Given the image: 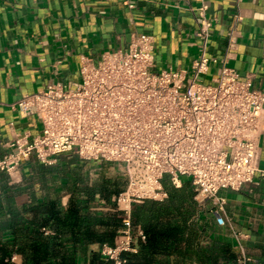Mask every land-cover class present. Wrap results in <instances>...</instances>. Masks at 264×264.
Listing matches in <instances>:
<instances>
[{"label": "built area", "instance_id": "2783aa9c", "mask_svg": "<svg viewBox=\"0 0 264 264\" xmlns=\"http://www.w3.org/2000/svg\"><path fill=\"white\" fill-rule=\"evenodd\" d=\"M190 9L197 17L198 54L189 69L154 71L153 35L133 31L124 47L106 50L96 61L82 55L78 80L49 82L11 104L41 124L37 134H16L5 143L0 171L11 181H19L20 167L31 156L45 165L60 155L88 164H121L125 186L113 200L123 225L114 244L100 248L111 264H125L122 253L137 250L144 234L131 224V206L165 198L164 178L175 187L190 178L198 202L216 205L212 214L219 225L228 220L218 191L239 190L256 173L264 179L256 163L264 92L228 66L225 57L204 80L210 63L217 61L209 54L212 19L206 3ZM227 36L228 47L235 48L234 27ZM232 235L239 264H258L246 252L247 234L232 230Z\"/></svg>", "mask_w": 264, "mask_h": 264}, {"label": "crops", "instance_id": "0c3cea01", "mask_svg": "<svg viewBox=\"0 0 264 264\" xmlns=\"http://www.w3.org/2000/svg\"><path fill=\"white\" fill-rule=\"evenodd\" d=\"M201 2L212 19L209 54L217 59L204 80L225 57L228 66L264 92V0H0V155L14 135L33 136L41 128L36 116L13 109L14 101L49 82L78 80L82 55L96 61L102 52L124 47L133 31L153 35L154 71L189 69L198 54L197 17L190 8ZM232 27L235 48L228 47ZM257 143V167L264 170V103ZM218 195L225 198L228 221L217 228L233 245L232 230L246 233L247 254L254 261L264 258V179L256 173L253 182L239 190L222 188ZM15 200L22 205L28 196ZM201 206L215 221L213 201ZM91 248L99 249L97 244Z\"/></svg>", "mask_w": 264, "mask_h": 264}, {"label": "trees", "instance_id": "16d2710c", "mask_svg": "<svg viewBox=\"0 0 264 264\" xmlns=\"http://www.w3.org/2000/svg\"><path fill=\"white\" fill-rule=\"evenodd\" d=\"M22 164L27 171L19 181L0 171V264H111L100 248L113 245L123 225L113 200L123 176L100 172L91 179L89 164L76 156L60 155L51 165L31 156ZM162 184L165 198L131 206V224L144 238L135 252L122 253L125 264H239L232 241L195 198L191 179L183 177L179 187L167 178ZM23 193L28 201L18 205Z\"/></svg>", "mask_w": 264, "mask_h": 264}, {"label": "rangeland", "instance_id": "374dc122", "mask_svg": "<svg viewBox=\"0 0 264 264\" xmlns=\"http://www.w3.org/2000/svg\"><path fill=\"white\" fill-rule=\"evenodd\" d=\"M88 166H89L88 174L91 179L98 177L100 172H103L108 176H115V175L122 176L121 164L117 162H101L98 164H89ZM23 167L24 166L22 164L20 167L21 172Z\"/></svg>", "mask_w": 264, "mask_h": 264}]
</instances>
